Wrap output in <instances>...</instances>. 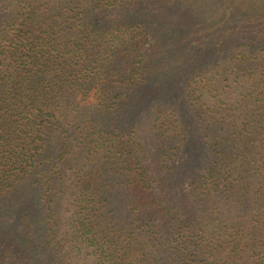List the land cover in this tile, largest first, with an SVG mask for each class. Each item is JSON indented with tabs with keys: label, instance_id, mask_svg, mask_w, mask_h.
<instances>
[{
	"label": "trees",
	"instance_id": "obj_1",
	"mask_svg": "<svg viewBox=\"0 0 264 264\" xmlns=\"http://www.w3.org/2000/svg\"><path fill=\"white\" fill-rule=\"evenodd\" d=\"M79 258L264 264V0H0V264Z\"/></svg>",
	"mask_w": 264,
	"mask_h": 264
},
{
	"label": "rangeland",
	"instance_id": "obj_2",
	"mask_svg": "<svg viewBox=\"0 0 264 264\" xmlns=\"http://www.w3.org/2000/svg\"><path fill=\"white\" fill-rule=\"evenodd\" d=\"M64 204H65V208H67L68 204L67 203H64ZM69 216H70V212L65 211L63 209L61 223H60V229H61V234L64 236L66 235V233L68 232V230L70 228L69 222L67 220ZM75 262H76V264H92L89 261H86L82 258L76 259Z\"/></svg>",
	"mask_w": 264,
	"mask_h": 264
}]
</instances>
